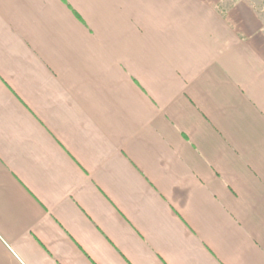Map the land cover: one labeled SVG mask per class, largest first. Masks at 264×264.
Here are the masks:
<instances>
[{"label": "crops", "instance_id": "1", "mask_svg": "<svg viewBox=\"0 0 264 264\" xmlns=\"http://www.w3.org/2000/svg\"><path fill=\"white\" fill-rule=\"evenodd\" d=\"M223 0H0V264H264V23Z\"/></svg>", "mask_w": 264, "mask_h": 264}, {"label": "rangeland", "instance_id": "2", "mask_svg": "<svg viewBox=\"0 0 264 264\" xmlns=\"http://www.w3.org/2000/svg\"><path fill=\"white\" fill-rule=\"evenodd\" d=\"M239 3H246L257 15H259L264 23V0H223L221 8L225 10Z\"/></svg>", "mask_w": 264, "mask_h": 264}]
</instances>
